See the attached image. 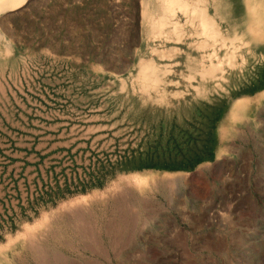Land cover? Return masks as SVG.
Masks as SVG:
<instances>
[{"label":"rangeland","instance_id":"374dc122","mask_svg":"<svg viewBox=\"0 0 264 264\" xmlns=\"http://www.w3.org/2000/svg\"><path fill=\"white\" fill-rule=\"evenodd\" d=\"M170 1L17 0L0 10V246L28 225L50 237L35 226L44 214L107 191L110 200L79 206L98 214V237L65 220L50 264H264V41L240 45L225 77H204L230 39L249 35L241 0H207L226 37L209 45ZM161 17L173 22L163 34ZM143 62L158 67L149 86ZM258 94L253 116L226 121L230 96ZM151 172L183 178L143 190L130 180ZM113 201L127 204L125 227L111 229ZM27 239L4 248L14 264H39Z\"/></svg>","mask_w":264,"mask_h":264},{"label":"bare ground","instance_id":"6f19581e","mask_svg":"<svg viewBox=\"0 0 264 264\" xmlns=\"http://www.w3.org/2000/svg\"><path fill=\"white\" fill-rule=\"evenodd\" d=\"M15 1L17 0H0V10L14 3ZM240 3H241L242 10L245 11L246 19H245L244 25H245V29H247L246 32L248 31L249 35L248 33H246L248 36L245 33L241 35L237 34L235 38L230 39L232 42V45L230 46L231 49L227 51L225 55V59H222L216 64H214L213 62L211 63L207 62L205 66H202L200 68L199 72L202 76L204 77L209 76V78L215 79L218 73L222 72L221 78L225 77L229 69L232 67H235V65H237L238 63L237 59L240 54V51L238 50V48L240 45L248 44L249 41L251 40L257 41L258 43H260V41L261 42L264 41V0H241ZM174 6L175 7L177 6V8H179L181 11H183L184 14H186L189 22L197 26L196 33L200 35L202 44L209 45L211 43L215 44L220 41H226V37L223 36V34H221L220 30L216 29L212 21L208 18V15L210 12H209V4L207 0H192V2H188L185 0L170 1V7L173 9ZM220 8L221 6L218 5L216 10L221 11ZM226 9L228 10V7ZM230 9L231 8L229 7L228 11H230ZM222 10H225V8ZM169 23H173L172 19L169 20L166 17H161V19H159V21L156 24L157 25L156 29L160 32V34H163L164 26ZM157 71H158V67L154 66V64L150 62H143L141 64L140 71H139L140 81L143 83V85L149 86L148 81L152 80L153 77H155V75L157 74ZM262 97L263 96L261 94H258L254 97L243 95L241 97L233 98L232 96H230L229 107L226 110V118H227L226 121L235 122L236 120L253 116L256 113V108L258 107ZM182 178L183 177L180 174L173 175L169 173L165 174V173L151 172V173L135 174L130 178V180L133 181L135 184H137V186H139V188L143 190V188L144 189L145 188L155 189L162 182H165L168 180L177 181V180H181ZM142 194L143 193L140 192L139 195L142 197L144 196L145 193L143 195ZM110 195L111 194H109V192L106 191V192H101V193L93 194L89 196L78 197L76 199H73L71 201H68L62 204L55 211L44 214L43 218L38 220L35 226H37L38 224L47 225V229H51L52 235L50 237L37 238L36 236L28 232V230L32 228L31 225H28L27 232L19 233L17 237H14V238L12 237L11 239H9L8 244L0 246V264H14L16 262L17 256L12 255L11 253H5V252L3 253V250L6 247L15 245L18 242L19 238H22L24 236L28 237V239L25 242H21V243L23 246L27 248V250L30 249L31 251L30 253L32 254L33 258L39 264H50L48 261L49 260L48 258L49 240L51 239V237H54V239L56 240L57 238L60 239L61 232L63 231V228L61 226L65 220L73 223L74 226L77 225V227L80 228L79 230H81L82 233L92 235V237H95V238L96 236L98 237V231H96L98 220H99L98 214L94 212L93 209L91 210L87 209L85 211V210L80 209L79 206L83 205L87 208L86 204L88 203L91 204L95 202L98 197H100L103 200L108 198L107 199L108 201L111 199ZM130 196L134 197L135 195H130ZM144 203L146 204V201ZM141 204L145 206V204H143L142 202ZM112 205H113V211H114L113 214L115 218H117L116 219L117 222L111 229H116L117 227L118 228L125 227L128 223H130L129 217L126 215V212L124 211V208L127 206L126 202L113 201ZM129 205L130 207L132 206V204H129ZM66 209H70L69 211L71 212L70 213L71 215H69L67 218H65V216H60L59 212L63 213V210H66ZM91 225H93V227H91ZM96 241L94 239V242L96 244H99V242H96ZM104 247H105V244H104ZM23 261L21 260L20 262L23 263Z\"/></svg>","mask_w":264,"mask_h":264}]
</instances>
